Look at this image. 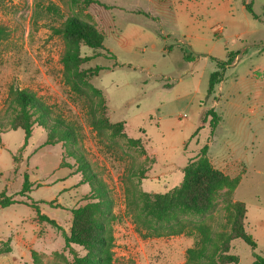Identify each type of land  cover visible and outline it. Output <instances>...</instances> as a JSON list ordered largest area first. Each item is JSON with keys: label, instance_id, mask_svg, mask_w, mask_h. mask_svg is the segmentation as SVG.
Segmentation results:
<instances>
[{"label": "rangeland", "instance_id": "1", "mask_svg": "<svg viewBox=\"0 0 264 264\" xmlns=\"http://www.w3.org/2000/svg\"><path fill=\"white\" fill-rule=\"evenodd\" d=\"M249 2L260 18L246 10ZM69 16L105 36L104 49L74 44L80 57L91 58L74 67L72 78L62 62L67 43L54 33ZM236 52V70L234 58L207 96L217 60ZM261 56L264 0H0V113L11 88L25 89L47 105L49 120L73 132L67 138L35 124L26 145L21 129L0 134V196L17 202L0 208V248L12 247L3 254L9 264L94 257L95 247L65 246L72 211L84 207L92 221L111 228L112 264H187V250L202 244L196 225L214 233L217 247L229 239L238 225L234 202L246 204L239 221L257 248L233 239L226 255L240 264L264 256V107L251 83L264 75L235 85ZM96 67L105 69L94 75ZM210 109L220 117L213 132ZM213 138L230 162L218 170L237 186L221 189L203 217L184 216L183 234L144 237L128 202L180 186L184 166ZM25 174L31 187L24 192ZM224 261L210 264H235Z\"/></svg>", "mask_w": 264, "mask_h": 264}, {"label": "trees", "instance_id": "2", "mask_svg": "<svg viewBox=\"0 0 264 264\" xmlns=\"http://www.w3.org/2000/svg\"><path fill=\"white\" fill-rule=\"evenodd\" d=\"M80 1L90 4L94 0H71L73 5ZM246 10L252 17L260 18L253 10L252 3L245 4ZM56 35L61 36L67 43V49L62 59L65 73L72 78L75 75L74 67L83 61H89L91 57H80L78 49H74V44L81 42L85 46L99 50L104 49V35L96 27L86 21H82L76 16L66 18L61 27L54 30ZM235 54L230 53L223 62H218V70L210 75L207 96L214 92L216 84L224 75L226 65H229L235 58ZM188 59L192 60L193 55L189 54ZM104 67H96L94 75ZM48 107L33 92L25 89L11 88L9 91L6 109L0 113V134L7 129H21L24 132V142L27 144L32 136L35 124L44 126L53 132H63L67 138L72 137L73 132L70 127L64 128L62 123L47 118ZM208 115L212 116V132L216 128L220 117L210 109ZM121 124H119L120 126ZM63 127L62 129H60ZM63 138V137H62ZM1 143V137H0ZM208 145L201 148L198 156L190 160L183 168L184 177L180 186L169 192L162 194H149L140 192L135 199L128 202V210L132 213L137 230L144 237H160L163 235H180L186 230L184 216L203 217L208 211L215 207L218 193L224 187L234 189L237 183L226 176L222 171L213 167L208 155ZM31 182L27 174L24 175L22 191H30ZM0 196V208L8 207L17 203L9 197ZM236 212V224L232 234L226 242L218 247L215 244V235L209 231L206 225H196L202 235V244L196 248L187 250V264H210L225 258L224 262H234L240 264L236 256L226 255L229 251V243L233 239H242L252 249L257 248L256 239L245 231V225L241 218H244L247 207L244 202H234L229 205ZM36 212L40 218L48 221L52 226L61 228L54 219L46 215H41L37 206ZM79 208L73 210L74 220L70 235L64 234L65 246L70 248L72 244L83 246L84 248L95 247L97 254L94 257L76 256L74 264H112L113 262V235L111 228L104 222L92 221L90 210ZM12 247L8 243H3L0 254H9ZM252 264H264V256L256 255Z\"/></svg>", "mask_w": 264, "mask_h": 264}, {"label": "crops", "instance_id": "3", "mask_svg": "<svg viewBox=\"0 0 264 264\" xmlns=\"http://www.w3.org/2000/svg\"><path fill=\"white\" fill-rule=\"evenodd\" d=\"M241 34H244V33H240L237 36L240 38ZM200 38L201 37H198V39H200ZM180 43L184 44L185 42H184V40H181ZM227 44L230 45V41H228ZM244 49H246V47ZM207 53H208V55H211L213 53V49H209V51ZM233 54L236 55L235 60L233 62V69L236 70L237 66L239 65V63L241 62L242 59H241L239 53L236 52ZM225 60H226V58L225 59L221 58L220 60H217V63L223 62ZM217 68H218V66H217ZM257 72H261L264 75V56H261L258 61H256L252 66H250L245 75L239 76V74H237V76H236L237 78L235 79V85L238 84L239 81L246 80L247 75H251V77L254 78ZM261 80L256 81L254 79H251V83L258 90V91H256V90L254 91V95L256 96V102L262 103L261 106L264 107V77ZM222 88H223V86L220 89L222 90ZM238 88L240 89V87H237V89ZM207 145H208L207 155H208L211 163L214 165L215 168L223 170V166L230 163V162H227L228 156H226L225 154H222L221 152H219L217 150V147L215 146L214 138L212 140H210L207 143ZM239 158H236V159H239ZM0 264H9L8 257L5 255H0Z\"/></svg>", "mask_w": 264, "mask_h": 264}]
</instances>
